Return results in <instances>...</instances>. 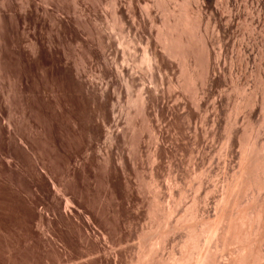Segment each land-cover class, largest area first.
Instances as JSON below:
<instances>
[{
    "label": "bare ground",
    "instance_id": "obj_1",
    "mask_svg": "<svg viewBox=\"0 0 264 264\" xmlns=\"http://www.w3.org/2000/svg\"><path fill=\"white\" fill-rule=\"evenodd\" d=\"M86 2L0 0V204L9 202L12 207L7 203L8 208L4 206L6 210L3 211L19 213V175H22L19 169L29 165L30 168L23 169L24 173L20 171L25 176L28 174V186L25 184L27 190L24 191L34 198L26 195L32 201L27 203L26 209L29 208L31 215L26 213L29 217L22 228L24 243L29 249L30 246L40 249L42 255L41 260L35 262L32 259L28 264H264V43H256L253 37L257 27L264 30V0H111L115 23L127 28L130 36L124 38L125 43L122 41L127 55L114 47L110 59L105 53L110 50L108 43L105 44L109 37L95 27L100 19L99 1ZM248 3L252 10L243 12ZM153 7L162 12L159 23H156ZM240 19L250 32L248 37L252 43H237L236 55L245 64L259 61L255 72L256 88L246 92L240 84L238 86L239 80L235 76L231 87L236 95H229L222 93L219 87L225 86L224 74L229 70L223 74L226 70L224 62L229 48L236 45L232 34L241 23ZM84 22L92 24L93 29L89 32L96 41L91 40L97 43H90V39L88 43L89 35L84 38L87 26ZM153 25L156 26L154 30ZM143 38L145 43H139ZM214 41L217 48L213 47ZM73 42L84 51V63L83 59L72 58L70 45ZM136 46L141 47L142 59L139 60L147 71L144 75H138L136 70ZM176 65H179L178 71ZM19 90L24 98L20 97ZM67 92L83 106H74L78 102L74 104L76 99L74 102L67 99ZM232 96H235L233 100ZM19 98H23L22 102L25 101L29 110L39 111L40 118L48 120H45L46 124L50 123L52 131L48 134L53 136L50 135L54 140V144L50 140L54 146L52 150H60L52 151L54 157L61 160L64 153V161L59 160L60 166L59 161L52 159L53 163L57 161L55 169V163L52 170L41 168L45 166H40L44 163L33 151L32 139L26 138L24 132L25 137L21 134L19 116L29 117L33 113V118H28L29 123L35 117V121L40 118L36 111H31V115H26L28 111L23 112V117L19 115L23 108ZM239 110L244 112L243 126L233 125L234 112ZM85 111L87 120L82 121L80 116H84ZM183 118L188 125L185 131L191 128L189 133L178 130L181 125L176 120L180 122ZM28 120L20 122L26 125ZM175 122L180 125L178 129L173 127ZM38 125L44 129L40 126L42 121ZM38 127L35 125L33 129ZM168 128H172L170 134L175 142L180 141L181 133L183 136L187 133L186 137L191 134L192 149L188 150L185 159L190 169L185 172L187 180H195L198 191L191 204L180 213L177 204L184 194L180 183L172 175H166L164 189L171 200L163 205L158 198L161 186L151 178L154 192L149 203L146 201L144 214L147 220L142 222L139 232L136 231L134 242H129V236L124 235L119 222L117 225L111 222L116 227L107 223L113 215L117 221L121 215L119 209L124 206L134 207V211L139 209L144 188L140 189L142 185L136 180L146 141L143 136L146 134L149 141L148 144L145 142L148 145L145 156L155 167L160 163L161 153L165 150L169 153L165 149L168 146L163 144L164 136H170L166 134ZM74 135L80 140L84 135V144L74 140L78 138ZM185 136L183 139L186 140ZM220 138H226L224 150L221 149L226 160L222 183L218 187L210 184V177L215 173L217 161L213 155L217 149L215 141ZM71 140L77 143L69 144ZM62 145L66 149L62 147L63 153L56 157ZM234 156L238 158L236 168L231 165ZM23 157L26 163L30 161V164L25 163L26 168ZM98 168L100 172L96 170ZM98 172L97 180L100 179L105 191L102 195L116 200V207H113L115 210L111 207L110 214H113L105 218L108 219L105 221L107 226L96 224V231L92 223L98 221L100 213L109 212V208L103 209L108 204H103L104 207L96 204L101 208H91L86 202L88 192L95 190L89 188L88 179L98 176L95 175ZM136 172L134 183L132 175ZM25 178L23 176L22 181ZM133 183L138 185L135 187ZM177 186L179 196L175 198L172 190ZM25 194L21 196L25 197ZM37 202L44 205V213L39 209L35 212ZM23 203L27 205L26 201ZM100 209L103 210L100 212ZM102 214L104 219L106 216ZM18 216L14 217L15 222L13 219V224L16 221L17 224L9 222L10 229L4 227L10 231L0 236V264H19ZM5 218H1L2 221ZM102 218L99 219L104 223ZM4 221V225L8 224L6 219ZM108 226L114 228L115 235ZM0 227L5 231L3 226ZM99 227L102 231L98 233ZM57 239L64 243L65 249L60 246L58 253L61 249L64 253L55 259L53 252L57 250ZM35 248L32 251H36Z\"/></svg>",
    "mask_w": 264,
    "mask_h": 264
},
{
    "label": "rangeland",
    "instance_id": "obj_2",
    "mask_svg": "<svg viewBox=\"0 0 264 264\" xmlns=\"http://www.w3.org/2000/svg\"><path fill=\"white\" fill-rule=\"evenodd\" d=\"M92 0H90V1H88L87 0V2H86V0H84V2H86V3H90ZM99 2H98V8L97 9H99L98 10V12H99V14H100V19H99V21H98V23H97V26H95V27H97L98 29H101L100 31H102V33L103 34H105V35H107L108 37H109V41H107L105 44L107 45V43H108V45L111 47H109L108 46V48H107V46H105V50H106V48L107 49H110V50H107L105 53H106V56H108L107 58L108 59H110L111 58V56L113 57V50H112V48H116L119 52L120 51H125V49H124V43H125V39L127 38V36L129 35L130 36V33H128V31H127V28H124V27H120L117 23H115L116 21H115V17H114V13H112L113 11H112V7L110 6L111 4H110V2H111V0H98ZM72 2V1H71ZM106 2V3H105ZM88 3V4H89ZM102 5V6H101ZM101 9V10H100ZM103 9V10H102ZM243 9V8H242ZM246 9L247 10H252L250 7H249V3H248V5H247V8L245 7L243 10V12H245L246 11ZM156 10V11H155ZM75 13H76V8H75ZM152 11H153V13H154V16H155V18L157 19L156 20V23H159L158 21H159V18H161V16H162V12L160 11V9H156L155 7H153V9H152ZM102 14H103V16H102ZM114 20V21H113ZM104 23H103V22ZM107 22V23H106ZM239 22H241V19H240V21ZM85 23H87V24H85ZM89 23L90 22H84V24L85 25H87L86 26V28L84 29V33H85V31H86V35H84V38H86L87 37V35H89L87 38L88 39H86V40H88V43L90 42L89 41V39L91 40V39H93L94 41H96L94 38H92V34L89 32L91 29H93L92 27H90L91 25H89ZM99 25V26H98ZM102 25V26H101ZM115 25V26H114ZM106 26V27H105ZM242 25V22L241 23H239L238 24V26H237V28H236V31H234V33L232 34V40H233V43H235L236 45H234V47L231 49V48H229V52L230 53H228V56L225 58V62H224V65L226 66H224L225 67V71H223V74H224V72H226L227 70H229V71H227L225 74H224V77H225V86H223V87H219V88H222V93L223 92H226V94L228 93L229 95H236V91H234L233 90V87H231V86H233L234 84L233 83H235L233 80H236V79H238L239 80V82H238V86H240V87H242V88H244L245 89V91L246 92H249V90H254V88H256V81H257V78H256V76H257V67H258V60H254V61H250V62H248V63H244V62H242V59H240L237 55H236V49L238 50V46H237V43H245V42H247V43H252V41L250 42V39H249V34H250V32L249 31H247V29ZM154 27H155V29H156V26L155 25H153L152 26V28H153V30H154ZM240 27V28H239ZM121 30H120V29ZM243 28V29H242ZM104 29V30H103ZM126 29V30H125ZM92 32V31H91ZM116 32V33H115ZM260 32V33H259ZM88 33H90V34H88ZM238 33V34H237ZM123 37V38H122ZM254 37V40L256 41V43H264V30L262 31V30H260V28L259 27H257L256 28V30H255V36H253ZM261 37V38H260ZM113 38V39H112ZM125 38V39H124ZM93 40H91V42L90 43H97V42H94ZM142 41L141 42H139V43H143L145 40H144V38L143 39H141ZM144 40V41H143ZM114 41V42H113ZM124 43H123V42ZM255 41H254V43H255ZM74 43H76V42H73V43H71V49H70V54H72L71 56H72V58H75V60L76 61H81L82 59V62L84 61L85 62V56H83V55H85V53H84V51L82 50V49H80V48H78L77 47V45L75 44L74 45ZM110 43V44H109ZM115 43V44H114ZM118 43H120V44H118ZM145 43V42H144ZM214 43H215V45H213V47H216V41H214ZM112 45V46H111ZM143 44H141V46H142ZM237 46V47H236ZM137 48V49H136ZM136 48H135V60H136V62L138 63L136 66V70H137V73H138V75L140 74V75H144L145 73H147V71H146V66H145V64L144 63H142V61L141 60H139V59H142V51H141V47L140 46H136ZM217 48V47H216ZM215 48V49H216ZM81 51H80V50ZM126 52V51H125ZM124 52V53H125ZM235 53V54H234ZM238 53V52H237ZM109 54V55H108ZM125 55H127V52L125 53ZM110 56V57H109ZM77 58V59H76ZM79 58V59H78ZM231 59V60H230ZM83 62V63H84ZM177 64H178V62H176ZM245 65V66H244ZM235 66H236V68H235ZM244 66V67H243ZM176 67H177V65H176ZM178 67H179V65H178ZM177 67V71L179 70V68ZM263 67V66H262ZM256 69V70H255ZM19 71H20V67H19ZM175 71H176V69H175ZM176 71V73H178ZM238 71V72H237ZM256 72V73H255ZM229 75H228V74ZM256 74V75H255ZM19 75H20V72H19ZM235 76H236V79H235ZM20 77V76H19ZM227 78V79H226ZM229 78V79H228ZM256 78V79H255ZM2 80H3V78H1ZM243 79V80H242ZM232 82H230V81ZM227 82V83H226ZM240 84V85H239ZM227 85H228V87H227ZM225 87V88H224ZM218 91L220 90V89H218V88H216ZM235 89V88H234ZM216 90V92H218ZM226 90V91H225ZM230 90V91H232V92H228V91ZM218 93H220V91L218 92ZM261 93V91L260 90H258V92H257V96L258 97H260V94ZM19 94L21 95V92H20V90H19ZM70 94V93H69ZM215 94H217V93H215ZM19 95V96H20ZM65 95L67 96V97H69V98H67V99H70L71 100V102H72V99H73V102H74V99H76V98H70V97H72V96H70V95H68V92L67 93H65ZM187 95V94H186ZM20 97H23L22 95L20 96ZM74 97V96H73ZM235 96H232L231 97V99L232 98H234ZM24 98V97H23ZM22 98V99H23ZM19 99H21V98H19ZM20 100L19 101V105L20 106H23V108L21 109V107H20V113H19V115H23V112H24V114H25V112L26 111H28L27 113H26V115L28 114V113H30L31 111L33 112V111H36L37 113H38V117L40 118V115H42V114H39L40 112L39 111H37V110H34V109H30L29 110V108L27 107V105H26V103L24 104V102H22L23 100ZM77 100V99H76ZM233 100V99H232ZM76 102H78V104H75ZM232 102H234V101H232ZM22 103V104H21ZM79 103H81L80 101H75L74 102V106H77V105H82L83 106V104H79ZM26 108V109H25ZM23 109H25V111H22ZM263 110V109H262ZM31 112V113H32ZM31 113L29 114V115H31ZM35 113V112H34ZM37 113H35V114H37ZM244 112H243V110L241 111V110H239L238 112H234V119H233V117H231L234 121H235V124H233V125H237V126H243L244 125V114H243ZM263 113V112H262ZM262 113H260V115L262 114ZM32 115H33V113H32ZM32 115L31 116H29L28 117V115L27 116H22L23 118H21L20 116H19V118H20V120H19V123H22V125H19V130H21L20 132H21V134H23L24 135V133L26 134V138H28V139H32L31 140V146H34V148H33V151L35 150V152H37V153H35V154H37V157L40 155V160H42V163H44V164H41L40 163V166L41 165H44L45 167H43V166H41V168L43 169H47L48 171L49 170H52V166H54V165H52V164H54L55 163V166L53 167V169H55V167L57 166V161H59L60 159H59V157H57V155H61L62 153H63V149H66V147H67V145H66V143H64L63 145H65L66 147L64 148L63 147V145L61 146V149H62V147H63V149L61 150V152H60V154L58 153V154H56V157H57V159L54 157L55 155L53 154V152L55 151V149L56 148H53L54 150H52V146H53V144H54V140H51L50 138V135H51V131L52 130H50V128H51V125H50V123L49 124H46L47 122L46 121H48L47 119H43L42 120V118H45V117H41L40 119H38V120H34V119H37V117H35L34 119H32L31 120V122L33 123V120L35 121L34 123H36L35 125H36V127H38L39 125L38 124H41V121H42V125H40L42 128L44 127V129H41L40 127H38V128H36L37 130H34L33 129V127L35 126L34 125V123L32 124L31 122L29 123V120H28V118H31L32 117ZM240 115V116H239ZM34 116V115H33ZM37 116V115H36ZM85 116V117H84ZM84 116H80V117H82V121H85V120H87V115H86V111L84 112ZM242 116V117H241ZM27 117V118H26ZM26 118V119H25ZM33 118V117H32ZM180 119V118H179ZM182 119V118H181ZM21 120H28L27 121V123H29V124H31V125H29V124H23V121L22 122H20ZM39 120H41V121H39ZM232 120V121H233ZM39 121V123L37 124V122ZM185 121V119L183 118V121H177L176 120V122L178 123V124H180V125H178L177 126V123L175 122V125H173V127H177V129H178V127H179V132H187V131H185V129H187L188 128V125L184 122ZM234 121H233V123H234ZM241 122V124H239L240 122ZM46 122V123H45ZM181 122H184V124H182ZM24 123H26V122H24ZM243 124V125H242ZM29 126V127H26V126ZM32 125H34V126H32ZM183 125V126H182ZM187 125V126H186ZM21 126V127H20ZM32 126V127H31ZM184 126H186V127H184ZM184 129H183V128ZM27 128V129H26ZM33 129V130H28V129ZM48 128H49V130H48ZM180 128H182L183 130H181ZM190 128V127H189ZM42 131H41V130ZM169 129V128H168ZM38 130H40V131H38ZM181 130V131H180ZM29 131V132H28ZM30 131H32L33 132V134L30 132ZM36 131H38V132H36ZM48 131H50L49 132V134H48ZM62 131V133H63V130H61ZM168 132L166 133L167 135H170L171 136V138H169L170 136H164V138H163V144L165 143V145L166 146H168V147H165V149H167L168 150V152L169 153H167V151L165 152H163V153H161L162 155H161V157H160V163H158L157 165H155V167L152 165H150L149 164V162H150V160L149 159H147V157L145 156V149L148 147V138H147V136H143L144 137V139L146 140V141H144V145H143V152H142V154H143V156H142V164H141V166H139L138 167V179L136 180L135 178H137V177H135L136 176V174H137V172L134 174V175H132V178L134 179V183H135V180H136V182L141 186V188L140 189H143L144 188V190H145V192H144V190H141V192H142V197H143V201H142V203H141V205H139L140 207H139V209L136 211H134L133 209H134V207H129V206H127V207H129V208H127L126 206H124V204L125 203H123L122 205L124 206V207H126L124 210H121V209H123L124 207L123 206H121V207H123V208H121V209H119L121 212H119V215H120V217H119V219L117 220V221H115V219H113L114 218V215H113V217H111L110 215H112V214H110L113 210H111V212H110V209H111V207H112V209H114L115 210V208H113V207H116L115 206V203H114V201H116V200H114V201H112V199H109L110 197L109 196H106V198H105V196H103L104 194H103V192H105L104 190H103V186H102V184H101V182H99V180L100 179H98L97 180V177L99 178V170H100V168H98V169H96V170H98L99 172L98 173H96L95 175H98V176H94L95 177V179H94V177H90V179H88V182H87V184L89 183L90 184V186H89V184H88V186H89V188L90 189H95V190H91V191H89L88 192V198H87V200H86V202L88 201V204L89 205H91L92 207L91 208H96V207H99L100 206V208H101V205H99V206H97L96 204H102V207H104L103 206V204L105 205V204H108V207H107V205H105L106 206V208H103L105 211H107V209L109 210V212L107 213L106 212V214L104 213V212H102L103 214H105V215H103L102 213H100V216H98L97 218V220L98 221H101L100 223H102V220H100L99 218L101 217L102 218V216H101V214L103 215V217L104 216H106V217H104V219L105 218H109V217H111V218H109V221H110V223L112 222V223H116V225H117V223H118V225L119 226H122L121 228L123 229V231L126 233H124V235L126 236V237H130L131 238V240H129L130 238L128 237V241L129 242H134V238L136 237V233H138L139 232V229H140V225L141 224H143V223H145L146 221L145 220H147V218H146V214H144V213H146V211H144L145 209H146V207H147V205H148V203H149V201L151 200L150 199V197L152 198V196H153V192H154V187L151 185L152 183H151V178H154L156 181H157V183H159L160 184V189H159V193H158V198H160L159 200H161L162 201V203L161 204H163L164 202L166 203L167 201H170L171 199H170V197L168 196V194H167V190H165L164 188H165V186H164V178L166 177V175H168V174H170V176L171 177H175L174 179H176L177 180V182L178 183H180L179 184V187L181 186L182 188H183V190H184V194L181 196V198L179 199L180 201H178V203L179 204H177V209H178V211L181 213L185 208H187L190 204H191V199L196 195V193H197V188H196V185L194 184V182H195V180H187V178H186V175H187V173L185 172V171H187V170H189L190 169V164L189 165H186L187 163H186V160L185 159H187L186 157H187V153L190 151V149H192V145H190V144H192V143H189V142H191L192 140H190L191 138V134L189 135H187V137H186V140L185 139H183L184 138V136H183V133H181L182 134V137H180V141H178V142H175L176 141V139H175V141H174V137L170 134L171 133V131H172V128L171 129H169V130H167ZM22 132H24V133H22ZM28 134H27V133ZM34 132H36V133H39V134H34ZM189 132H191V128H190V131H188V133ZM31 134V135H30ZM53 134V133H52ZM165 134V135H166ZM34 135H35V137H34ZM27 136H29V137H27ZM38 136H41V137H38ZM52 136V135H51ZM81 136V135H80ZM179 136H181V135H179ZM190 136V137H189ZM24 137H25V135H24ZM64 137H65V135H64ZM72 136H70L69 138H71ZM74 137H78V135H74ZM166 137H167V139H166ZM189 137V141H188V138ZM34 138V139H33ZM38 138V139H37ZM46 138V139H45ZM52 138H53V136H52ZM68 138V139H69ZM79 138V139H78ZM77 139H74V138H72V139H74V140H76L79 144H80V142L82 141L83 142V140L85 141V139H84V135L83 136H81V139L82 140H80V137H78ZM181 138L183 139L182 141V143H181ZM39 139H41V141L39 140ZM67 139V140H68ZM173 139V140H172ZM223 139V140H222ZM224 139H226V138H220V139H218L217 141H215V145H216V152H214L213 153V155H214V158H215V161H216V166H215V164H214V171H215V173H214V175L212 176V177H210V179H211V182L212 183H210L209 181V183L212 185V184H214V185H216V186H218L219 184H220V186H221V183H222V176H223V174H224V170H225V168H224V166L223 165H225L224 163H225V158H226V156L224 155V152L222 151V150H224V147H222L223 146V141H224ZM30 140H29V142H30ZM53 141V144H52V142L51 141ZM67 141L69 144H70V142H74V143H77L76 141ZM78 140H80V141H78ZM169 141V142H166V141ZM177 140H179V138L177 139ZM184 140H185V142H184ZM172 141H174V142H172ZM219 141H220V143H219ZM38 142V143H37ZM81 142V144L83 145L84 144V142L82 143ZM145 142H147V144L145 143ZM180 142V143H179ZM225 142V144H226V140L224 141ZM34 143H35V145H34ZM170 143V144H169ZM173 143V144H172ZM52 144V145H51ZM72 144V143H71ZM176 144H178V145H175ZM180 144V145H179ZM187 144V145H186ZM224 144V145H225ZM51 145V146H50ZM82 145H81V147H82ZM170 145V146H169ZM40 146V147H39ZM174 146V147H173ZM190 146V147H189ZM54 147V146H53ZM222 147V148H221ZM36 149H38V151L36 150ZM222 149V150H221ZM237 149H238V147H237ZM236 149V147H235V150L236 151H238ZM189 150V151H188ZM53 151V152H52ZM56 151L57 152H59L57 149H56ZM235 151V152H236ZM48 152V153H47ZM52 152V153H51ZM56 152V153H57ZM223 152V153H222ZM41 153V154H40ZM165 153V154H164ZM39 154V155H38ZM52 155H53V158H52ZM64 155V153L60 156L62 159L60 160V161H64V159H63V156ZM165 155V156H164ZM219 155V156H218ZM63 156V157H62ZM169 156V157H168ZM181 156H183V158L181 157ZM223 156H225V157H223ZM39 158V157H38ZM42 158V159H41ZM50 158V159H49ZM164 158V159H163ZM168 158V159H167ZM26 159H27V157H26ZM52 159H53V161H55V160H57L56 162H52ZM55 159V160H54ZM219 159V160H218ZM238 158L236 157L235 158V156L233 157V158H231V165L234 167V168H236V166H237V162H238V160H237ZM25 160V157H23V161ZM28 160V159H27ZM45 160V161H44ZM149 160V161H148ZM163 160V161H162ZM172 160V161H171ZM237 160V161H236ZM44 161V162H43ZM58 162V165L60 166V163H62V162ZM171 161V162H170ZM182 161V162H181ZM39 162H41V161H39ZM98 162V161H97ZM166 162H168V163H166ZM184 162V163H183ZM25 163H26V160H25V162H24V165L23 166H25V168H26V165H25ZM30 164V161L28 160V162L26 163V164ZM170 163V165H167V164H169ZM218 163V164H217ZM46 164V165H45ZM47 164H49V165H47ZM22 166V167H23ZM29 166V165H28ZM27 166V168H30V167H28ZM151 166V167H150ZM186 166L188 167V169H186ZM21 167V168H22ZM48 167L50 168V169H48ZM204 167H206V164L204 165ZM26 168V169H27ZM154 168V169H153ZM158 168V169H157ZM23 169H24V167H23ZM19 169V173L20 174H22L24 177H26L23 181H22V179H23V176L22 175H19V177H20V179H19V187H20V191L22 192H20L19 191V213H16V215L17 214H19V218L17 217V219L16 220H18L19 222V264L21 263V264H23L24 262V264H28L29 263V261L30 260H32V259H35V260H33V261H35V262H37V261H39V260H41V255H42V253H41V250L40 249H38V248H35V247H33V246H30V249L29 248H27L26 246H28L27 244L25 245V243H24V235H25V233H23L24 232V224H25V220H27V218L29 217V216H27V215H31V214H29L30 213V211H29V208L28 209H26L27 207H28V204L27 203H29L28 201H32V200H34V198L32 199V197L30 196V195H27V191H24L25 189H26V187L28 186L27 185V183H28V181L26 180V179H28V177H27V171L25 172L26 173V176L23 174L24 173V170H26V169ZM224 169V170H223ZM22 170V172H20ZM61 170V169H60ZM156 170V171H155ZM54 171V170H53ZM153 171H154V173H153ZM166 171H168V172H166ZM51 172V171H50ZM97 172V171H96ZM151 172H152V174H151ZM219 172V173H218ZM153 174H155L154 176H153ZM184 174H185V176H184ZM151 175V176H150ZM22 176V177H21ZM182 176V177H181ZM214 177V178H213ZM22 178V179H21ZM182 178V179H181ZM186 178V179H185ZM213 178V179H212ZM92 179V180H91ZM180 179V180H179ZM196 179V178H195ZM209 179V180H210ZM220 179V180H219ZM26 180V181H25ZM95 180V181H94ZM187 181V183L186 182H183V181ZM89 181H92V182H89ZM94 181V182H93ZM141 181V182H140ZM194 181V182H193ZM192 182V183H191ZM96 183V184H95ZM133 183V185L135 186H137L138 184L136 183V184H134ZM147 183V184H146ZM185 183H186V185H188V186H185ZM21 184V185H20ZM25 184H26V187H25ZM183 184V185H182ZM93 185V186H92ZM92 186V187H91ZM135 186V187H136ZM215 186V187H216ZM25 187V188H24ZM219 187V186H218ZM24 188V189H23ZM161 188H163V189H161ZM176 188H178V186L177 187H175V189H173L172 191H173V194H174V197L176 198L177 196H179V194H178V189H176ZM22 189V190H21ZM103 191H102V190ZM27 190V189H26ZM163 190V191H162ZM102 191V192H101ZM151 191V192H150ZM177 193H176V192ZM25 192H26V194H25ZM91 192H96V193H91ZM25 194V197H26V195H27V197L28 198H31V199H27V197L25 198V197H22V196H24V194ZM151 193V194H150ZM164 193V194H163ZM175 193L177 194V195H175ZM21 194H22V196H21ZM29 194V193H28ZM94 195V198H95V200H94V198H93V196L92 195ZM103 194V195H102ZM145 194V195H144ZM147 195V196H146ZM162 195V196H161ZM24 198V199H22V198ZM101 197H104V198H101ZM168 197V198H167ZM21 198V199H20ZM146 198V199H145ZM97 199V200H96ZM170 199V200H169ZM185 199V200H184ZM149 200V201H148ZM26 201V204L27 205H25L23 202H25ZM106 201V202H105ZM148 203H147V202ZM21 202V203H20ZM98 202V203H97ZM102 202H105V203H102ZM111 202V203H110ZM145 204H144V203ZM3 203V204H2ZM7 203L9 204V202H6V204L4 203V202H1V204L3 205V206H1V204H0V210L2 209V211H0V213H2V212H4V213H2V214H4V215H2V216H4V217H6L5 219H6V222L9 224V222L11 223V224H13L14 222H15V218L14 217H16V215H15V213H12L11 211H9V213H11L10 215H11V218H8V216H10L9 215V213H8V211H3V209L4 210H6V208L5 207H7ZM40 203V202H39ZM38 202L36 203V205L38 206H36L37 207V209L35 210V212H37V210L39 209L41 212H45L46 210H45V207H44V205L42 204V203H40L39 204ZM113 203H114V206H112L113 205ZM164 203V204H165ZM190 203V204H189ZM21 204V205H20ZM23 204H24V206H23ZM87 204V205H88ZM111 206H110V205ZM163 204V205H164ZM11 207H12V204H9ZM8 205V206H9ZM40 205H42V206H40ZM88 205V206H89ZM93 205H95L94 207H93ZM211 206H213V204L211 203L210 204ZM5 206V207H4ZM110 206V207H109ZM143 206H145V207H143ZM181 208H179V207ZM182 206V207H181ZM187 206V207H186ZM2 207H4V208H2ZM10 207V208H11ZM8 208V207H7ZM10 208H9V210H10ZM24 208V209H23ZM141 208H142V210H141ZM14 208H11V210L14 212V210H13ZM35 209V208H34ZM102 209V210H103ZM132 209V210H131ZM8 210V209H7ZM43 210V211H42ZM101 209H100V212L102 211ZM126 210V211H125ZM23 211V212H22ZM135 213H134V212ZM139 211H141V212H139ZM5 212H7L8 213V215H7V213H5ZM33 212V210L31 211V213ZM178 212V213H179ZM24 213V214H23ZM26 213H28L27 215H26ZM133 213V214H132ZM140 213V214H139ZM5 214H6V216H5ZM15 216H14V215ZM33 214V213H32ZM97 214H99V213H97ZM107 214H109V215H107ZM136 214V215H135ZM0 215V221H1V223H3V224H1L0 226H8V228L10 229V225L11 224H6V225H4V220L2 221V219L1 218H4V217H2ZM13 215V216H12ZM137 215H139V216H137ZM22 218H21V217ZM27 216V217H26ZM107 216H109V217H107ZM128 216V217H127ZM127 217V218H126ZM132 218V219H131ZM11 219V220H10ZM13 219H14V222H13ZM103 219V218H102ZM103 219V221H104V223H102V224H100L98 221V223L96 222H93L92 224L94 225L95 224V228H96V224L98 225V226H101V225H103V224H105L106 225V223H105V221H106V219L104 220ZM125 219H127V220H125ZM136 220V221H134V220ZM10 220V221H9ZM139 220H140V222H139ZM120 221H122V222H120ZM128 221H129V223H128ZM134 222V223H132V222ZM106 222H108V219H107V221ZM137 222V223H136ZM143 222V223H142ZM108 224L107 223V225H112V223L111 224ZM15 224H17V221H16V223ZM15 224H13V225H15ZM122 224V225H121ZM134 224V225H133ZM23 225V226H22ZM105 225H103V226H105ZM106 225V226H107ZM116 225H112V226H115L116 227ZM132 225V227H130ZM125 226H129L128 228H126ZM4 227V229H5V231L2 229V227H0V236H4L3 235V233L6 235V234H8L7 233V231H10L8 228H7V231H6V228ZM102 227V226H101ZM101 227H99L98 229H99V231H98V233L100 232V231H102V230H100L101 229ZM108 227H110V226H108ZM134 227V228H133ZM23 228V229H22ZM112 227H110V229H111ZM131 228H132V230H131ZM136 228H138V229H136ZM23 230V231H22ZM96 231H97V228L95 229ZM112 230V234L113 235H115V230H114V228L113 229H111ZM126 230V231H125ZM138 230V232H136ZM3 231V232H2ZM128 231H129V233H128ZM2 233V234H1ZM102 233V232H101ZM21 234H22V236H21ZM101 235V234H100ZM99 235V236H100ZM124 236V237H125ZM21 237L23 238V240L21 241ZM134 237V238H133ZM133 238V239H132ZM136 240V239H135ZM61 241V240H60ZM59 241V239H57L56 240V242L58 243L57 244V250H55V252H53V253H56V254H53V257L56 259L59 255H63V253H62V249L60 250V254L58 253L59 252V247L61 246V248H64L65 249V245H64V243L62 244L61 242ZM24 244H23V243ZM22 244L23 245H25V246H22ZM64 245V246H63ZM23 247V248H22ZM24 247H26V249L24 248ZM29 247V246H28ZM33 248H35L34 250H36V251H32L33 250ZM28 250H30V251H28ZM37 250H38V252L39 253H36L37 252ZM40 250V251H39ZM63 251H65V250H63ZM27 252H29V253H27ZM130 252H131V250H130ZM35 253V254H34ZM58 253V254H57ZM22 255V256H21ZM128 255V254H127ZM30 256V257H29ZM33 256V257H32ZM37 256V257H36ZM55 256H57V257H55ZM127 257V256H126ZM27 260V261H26ZM33 261H31V262H33Z\"/></svg>",
    "mask_w": 264,
    "mask_h": 264
}]
</instances>
